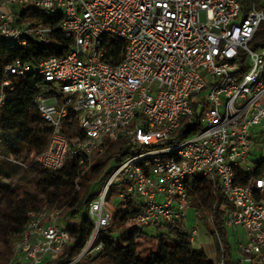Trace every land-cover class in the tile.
Segmentation results:
<instances>
[{"label":"built area","instance_id":"1","mask_svg":"<svg viewBox=\"0 0 264 264\" xmlns=\"http://www.w3.org/2000/svg\"><path fill=\"white\" fill-rule=\"evenodd\" d=\"M262 28L264 0H0V43L55 46L57 30L71 41L60 57L5 67L0 114L12 79L34 77L35 109L51 132L46 149L22 163L4 149L0 121V174L9 164L58 171L70 160L85 174L105 141L135 151L87 205L94 230L69 264L104 250L98 237L118 213L128 228L185 223L202 193L198 176L218 181L231 207L223 226L242 230L238 251L264 264V41L252 47ZM184 123L198 130L179 139ZM62 211L31 212L9 264L59 257L72 241ZM187 234L193 245L197 230Z\"/></svg>","mask_w":264,"mask_h":264},{"label":"trees","instance_id":"2","mask_svg":"<svg viewBox=\"0 0 264 264\" xmlns=\"http://www.w3.org/2000/svg\"><path fill=\"white\" fill-rule=\"evenodd\" d=\"M58 24L59 19H56L53 25L57 27ZM55 38L58 44L48 47L34 41L25 48L0 43V85L5 67L18 59L39 64L52 57L62 56L70 48L71 41L65 39L59 30L55 32ZM263 41L262 28L252 47L258 48ZM12 85L14 90L8 92L6 105L0 114L3 144L9 154L24 163L31 151L40 153L46 149L51 129L42 122L35 109V97L39 90L34 77H15ZM197 130L198 124L184 123L178 135L179 139H184L186 135ZM63 132L70 137L77 133L71 127ZM172 143L174 142L170 141L160 146L165 147ZM101 148L104 153L85 174L75 160H70L58 171L33 168L32 171L40 176L38 189L34 193H18L11 183H6L0 177V264H9L14 244L28 224L29 214L43 209L63 208L61 217L72 236V241L59 257L48 264H69L81 253L94 230V223L87 216V205L97 196L100 183L111 166L135 152L127 140L116 143L105 141ZM263 171L264 159L258 162L257 174ZM248 179L246 177L245 181ZM76 182L80 190L75 192ZM196 184L202 191L203 210H207L212 218L210 231L215 243L217 247L223 248L219 258H223L224 264H242L243 260L249 258L240 252L239 255L234 254L233 245L223 226L226 213L231 207L218 181L210 183L198 176ZM127 217L118 213L114 223L120 229L116 231L110 227L98 237L97 243L103 244L104 250L99 255L86 258L77 264H217L208 258L204 249L193 248L183 221L166 223L157 230H149L142 227L128 228ZM140 237L156 241L155 248L142 251L138 242Z\"/></svg>","mask_w":264,"mask_h":264},{"label":"rangeland","instance_id":"3","mask_svg":"<svg viewBox=\"0 0 264 264\" xmlns=\"http://www.w3.org/2000/svg\"><path fill=\"white\" fill-rule=\"evenodd\" d=\"M256 152L258 153V150L256 151V149L253 148V158H255ZM262 153L263 152H260V154ZM99 157L100 156H96L94 161ZM115 165L116 163H114L111 167ZM35 167L37 166L25 167L22 165H12V164H9L7 166L5 165L2 168L3 172L2 174H0V177H2L6 183H11L12 188L18 193L26 192L27 190L32 192L36 188L37 181L39 182L40 180V176L32 171L33 168ZM107 175H109V172ZM107 175L101 181L100 183L101 187L104 185ZM195 208L201 210L200 211V213L202 214L201 219L197 217L199 212H197ZM118 211L119 209L117 210L114 209L113 214H115ZM211 225H212V219L210 217V213L207 210H203V195L202 193L197 194L194 200V208L189 211L187 218L185 219V229L186 231H189L191 229L197 230L198 235L196 236L195 242L192 245L193 248L204 249V251L207 253L208 258L211 261L217 263L219 260V256L221 254V248L217 247L215 243L214 236L210 231ZM111 228L116 229V231L120 229L117 225H115V223L111 225ZM138 242L140 244V249L142 251L151 250L152 248H155L157 243L156 241H152L151 239H147L145 237H140L138 239ZM235 248H237V246H235ZM234 251L235 254L238 255L237 249H235Z\"/></svg>","mask_w":264,"mask_h":264},{"label":"crops","instance_id":"4","mask_svg":"<svg viewBox=\"0 0 264 264\" xmlns=\"http://www.w3.org/2000/svg\"><path fill=\"white\" fill-rule=\"evenodd\" d=\"M38 186H39V182L37 181V187L35 188L34 191L30 192L29 190H27L26 192L28 193H34L37 189H38ZM227 233H228V237H229V240L230 242L232 243V245H235L237 246V248H235V246H233V249H237V253L238 255L240 254L239 251H238V245L241 243H244L245 242V235H244V232L240 229L238 230H227ZM234 254H235V251H234ZM236 255V254H235ZM245 263H248V264H256V262L253 263V261L251 260H243V263L242 264H245ZM259 264H263L262 262H260Z\"/></svg>","mask_w":264,"mask_h":264}]
</instances>
